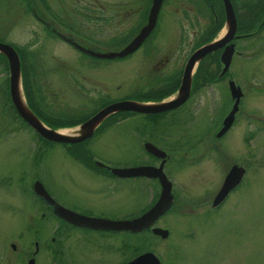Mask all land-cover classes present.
<instances>
[{"label": "rangeland", "instance_id": "1", "mask_svg": "<svg viewBox=\"0 0 264 264\" xmlns=\"http://www.w3.org/2000/svg\"><path fill=\"white\" fill-rule=\"evenodd\" d=\"M232 2L237 25L243 28L239 31L246 32L244 29L253 23L254 14L257 13L247 4V7L245 3L242 4L247 2L246 0ZM48 3L52 6L54 14L64 20L63 26L70 28L72 18L68 16L71 14L65 12L69 11L73 2L49 0ZM177 4L175 2L173 6H164L159 32L160 38L174 41L181 26L185 28L191 41L186 43L184 50L179 53L184 54L185 58L189 52L186 49L198 35H193V32L202 25H210L213 26L211 34L214 37L224 24L225 13L221 0H206V14L198 18L197 27L196 24L191 25V20L187 21L182 17ZM261 7L263 8L260 5L256 10H263ZM43 10L40 0H0V40L9 41L18 47L31 42L26 51H17L21 64L24 67L33 66L34 77L45 87L52 110L42 108L45 116L57 119L56 112L82 113L77 111L82 110L83 106L87 109V106L97 105L103 94L120 97L130 88L127 84L131 79V72H125V69L127 66L128 69L131 68L134 56L125 64L118 60L87 64L82 59H77V51L53 34L37 18ZM261 16L263 19L264 11H261ZM262 19L257 24L260 26L258 30L255 31L256 28L253 27L248 30L251 33L239 36L235 42L237 51L233 54L229 73L240 86L242 94L244 93L243 102L231 127L218 141L213 142L212 134L218 127L216 116L218 113L219 118L226 116L233 105L230 86H227L226 80L214 84L206 83L200 88L201 91L195 95V99L198 97L201 102L195 111L196 116L192 114L195 117L180 108L166 114L170 119L176 118L175 121L167 125L161 119L158 122L157 131L154 133L156 137L152 140L172 153L164 171L173 183L174 203L172 208L156 218L150 227H167L168 236L156 235L151 228L138 233L108 231L103 237L93 233L83 235L71 231L61 244L64 245V255L72 251L71 253H84V257L93 260L95 264H101V258L98 257H105L106 264H124L126 259L151 250L161 259L162 264H264ZM215 54L205 57L198 68L199 73L206 74L212 63L222 64L219 53ZM74 73L75 77L79 78L80 85L88 89L77 90ZM217 73V69L212 73L210 70L207 72ZM22 91L26 102L34 111L37 106L28 101L23 86ZM142 93L143 91L140 92ZM157 97L161 99L163 96ZM43 121L46 122L45 119ZM119 122L112 120L106 129L102 127L94 135L93 132L92 136H88L90 138L83 142V146H87L91 154L110 157L114 163L156 164L158 160L146 153L142 145L143 137L147 138L149 135L147 131L141 132V137L138 133L134 134L127 124L120 125ZM71 126L52 125L54 128ZM200 130L206 131L210 141L203 140L194 145ZM42 138L16 111L10 99L9 65L5 54L0 52V220H5L7 224L4 226L7 230L5 234L9 236L7 239H15L14 235L24 232L32 250L35 240L42 243H46L45 240L52 242L50 236L54 235L53 223L48 220L45 225L40 216L41 208L29 195L32 192L31 179L34 177L45 181L54 193L63 187L68 192L78 193L79 197L93 201L98 207H106L107 215H136L152 206L158 198L159 186L156 187L150 181L141 179L135 183L130 179L124 182L105 179L102 174L91 169L88 172L81 164L75 163V159L82 158L84 153L76 150V145L67 146L66 143L69 142L61 144ZM192 141L194 143L190 145ZM74 153H79L74 155L75 159ZM190 156L197 157L190 159ZM233 164L246 169L242 181L220 202L219 209L214 210L216 212L210 213L205 209L198 211L194 201H201L204 197L214 199L218 192H215V189L223 183L221 181ZM24 188L28 189L29 193ZM186 201L191 204L186 205ZM32 218L36 219V227H28ZM1 239L0 236V249ZM55 251V248L43 249L38 264H51L54 259L51 253Z\"/></svg>", "mask_w": 264, "mask_h": 264}, {"label": "flooded vegetation", "instance_id": "2", "mask_svg": "<svg viewBox=\"0 0 264 264\" xmlns=\"http://www.w3.org/2000/svg\"><path fill=\"white\" fill-rule=\"evenodd\" d=\"M22 1H30V0H22ZM40 1L43 4L44 10L41 11L40 14H38L37 18L53 34L63 39V41L69 43L75 49V51H77L78 54L77 59H82L87 64L95 63V62L106 63V61H110V60H118L125 64L127 63L128 60H130L134 56V58L131 60L133 61L131 68L128 69L129 67L125 66L126 67L125 72L128 71L131 72V79L128 80L129 83L127 84V87L130 86V88L127 91H125L124 94L120 97H110L107 94H103L104 98L102 97V99L97 105L91 107L87 106V109L85 108V106H83V108L81 107L82 110L80 111L83 112L82 113L83 118L79 120L77 123L82 122L90 115L95 113L98 109L103 107L105 104L112 102L114 100H119L124 98H133L138 100H158L160 99L157 97L158 94L165 93L163 97L173 94L180 85L187 58L198 45H200L202 42L207 40L208 36L211 35L213 28V26L210 25L208 26L202 25L200 29L197 28L196 31L193 32V35L196 34L198 35L196 38L194 37L195 40L192 41V43L186 49L189 50V52H187L186 57L184 58V54L180 55L179 53L182 50H184V45L186 43L191 42L190 38L187 37L185 28H182L181 26V29L178 31L177 37L174 41H165L166 40L165 38L163 39L160 38L159 31H160V21L163 15V8L167 4H171L173 6V3L175 2L178 3L177 9H180V13L182 14V17L185 18L187 21L188 19L191 20L192 21L191 25L195 26V24L199 20L198 18L200 16L204 17L206 14V10L204 9L206 0H162L155 26L151 29V31L145 36V38L134 50L119 57H102L91 54L90 52L84 49L106 51V50L118 49L125 46L139 32L141 27L147 22V17L149 14V9L152 0H71L73 2V5L69 7L68 12H65V14H71V16H68L70 17V19L72 18V26L70 28H68L67 25H66L67 27L63 26L64 20L61 17L56 16V14H54V11L52 10V6L50 7L48 3L49 0H40ZM57 1L62 2L64 0H57ZM196 25L198 27V24ZM248 33H251V31L241 33L237 26L236 29L237 37L232 39L233 42L235 43L236 40L239 38V36L242 35L244 36ZM68 38L70 40H68ZM222 49L223 47H220L216 50L207 53L204 56V58H202V60L198 62V64L196 65L193 71L192 84H191V90L189 96L182 104L160 112H140L135 110H120L109 114L95 128L93 135L97 131H99L102 127L104 128L109 127L110 126L109 122L115 120L116 122L120 121L118 123L120 125L124 123L127 124V126L133 131L134 134L138 133V135L139 134L141 135V132L146 130L149 135H147V138L143 137L142 145L146 153H148L150 156L158 160L156 164L152 162L114 163L113 159H111L110 157H100L95 154H91L89 152L91 150L86 148L87 147L86 144H85L86 147H84L83 142L87 141L92 135L80 141L70 142L69 144L66 143L67 146L76 145L77 147L76 150L78 151H84V153H82V158L79 157V159L78 158L75 159L76 157L74 156V155H78L79 153L73 154L74 159L77 161L75 163L78 165L81 164L83 168L87 169L88 172L92 170L94 172L102 174L105 177V179L109 178V179L117 180L119 182H124L127 179H130L132 182L135 183L140 182L141 179L148 180L151 183H153L156 187L159 186V192H160L161 186L159 179L157 177L146 176L141 174L133 175V176H119L116 173L112 172L109 166L114 165V166L126 167V166H136L143 164L158 166L161 163V161H163V170H164L165 164L167 160L170 158L172 153H170V150L168 151L166 148L159 146L152 140L153 138L156 137L154 133L157 131L158 122L161 119V121L165 125H167L168 123L175 121L176 118L170 119L168 116H166V114H168L170 111L174 112L175 110H178L180 108L184 109L185 112L189 113L191 117H195L196 116L195 111L196 109H198L199 103H201L197 99L198 97L195 99V95L197 92L201 91L200 88L202 86H205L206 83L214 84L217 83L218 81L226 80L227 86L229 87V80L230 79L234 80L232 77H230V73H229V68L232 60L230 62L228 69L223 74L219 73L222 68V64L216 62L212 63L211 69L209 67L207 70L208 71L210 70L212 73V71L217 69L218 70L217 74H207L208 71L206 72V74H201L198 71V68L200 67L205 57L215 53H216L215 55H217V52L219 53L220 56ZM236 51L237 50L235 47V52ZM177 55H180V57ZM76 73L78 74V71H76ZM73 79L77 83L78 86L77 90L88 89V87L80 85L79 78L77 76L75 77V73L73 75ZM40 85L42 87L43 94L46 97L47 94L44 89L45 87L41 82ZM141 91H143L142 94H140ZM149 94H154V95H149ZM243 94L240 97V104L236 112L239 111L240 105L243 102ZM230 97H231V102L233 103L234 98L231 95ZM34 112L41 119L44 118L45 112L42 109V107L40 106L34 107ZM192 114H194L195 116ZM218 114L216 116L218 120V127L215 131H212V134L214 135L213 138L214 141L212 140L213 142L218 141V139L222 135H224L226 131L231 127L230 126L222 135L216 136V133L219 130V127L222 126L223 119L225 117V115H222L221 118H219L220 114L219 115ZM137 118H140V120L136 121L135 119ZM189 134L191 135L190 132ZM197 136L199 138L195 141L194 145H197V143H200L203 140H205V142L210 141V138L208 137L206 131L204 130L203 131L200 130V134H197ZM42 139L45 140L46 138L43 137ZM47 140L53 141L49 139ZM146 141L152 142L159 148L164 149V151L166 152L165 158L163 159L162 157L156 156L152 154L150 151H148L147 148L145 147ZM60 143L62 144L63 142ZM193 143L194 141L190 142L189 144L191 145ZM194 157L190 156V159ZM245 171L246 169L244 168V174ZM37 179L43 183L46 190L49 192L52 198L56 200V202H58L61 206L70 209L78 214L93 216V217H101V218H106V217L131 218L141 214L142 212H144L146 209L149 208L147 207L141 210L140 212H138L136 215H131V216H125V215L116 216L111 214L107 215L106 207L105 208L98 207L93 201L79 197L78 193H74V192L72 193L70 191L68 192L63 187L62 188L59 187L60 188L59 191H57V193H54L48 187L45 181L39 179L38 177H34L31 179L32 192L29 193L28 189L25 188L24 189L29 193L32 201L36 202L37 205L41 208L40 216L41 219L45 222V225L47 224L46 222L48 220H50L53 223L54 235L50 236V240L52 242L45 240L46 243H42L38 240H35L34 249L32 250V248L30 247L31 245L29 244V240L25 238L24 232L17 233V235H14L15 239H7L9 236L5 234L7 230L4 228V226H6L7 224L5 220L2 221L0 220V236L2 237L1 239L2 249H0V264H38V262L40 261L39 257L42 254L43 249H47V248L56 249L54 253H51V256H54V259L51 261V264H95L93 260H89L86 257H84L85 256L84 253H76V252L71 253L72 251H69L65 255L63 254L64 245L61 246V244L65 240L69 232L71 231L80 232L83 235L93 233L98 235L99 237L105 236L106 232L108 231L111 232L124 231L129 233H138V232H130L128 230H107L106 228L85 226L82 224H78L81 222L78 221L79 219L78 217H74L75 213L73 214H71L72 212L67 213V211H62V209L60 211L61 213L58 212L56 213L53 207L50 204H48L46 201H44L35 192L34 182ZM221 185L222 183L217 188L219 189ZM217 188L215 189V192L218 191ZM234 188H232L228 192V194ZM212 202L213 199L210 200V197H204V199L201 201H194V204L197 206L198 211L199 209L200 210L205 209L210 213H214L216 212L214 210L215 209L218 210L220 207L219 205L221 204L219 203L218 205L214 206ZM189 204H191V202L186 201V205ZM30 222H28V227L37 226V224L35 223L36 219L32 218L30 219ZM28 227L26 228V230L28 229ZM148 229H146V231ZM53 243H56V245H54ZM135 256L136 255L126 259L124 263ZM98 258H101V264H106L105 257H98ZM42 263H44V261Z\"/></svg>", "mask_w": 264, "mask_h": 264}, {"label": "water", "instance_id": "3", "mask_svg": "<svg viewBox=\"0 0 264 264\" xmlns=\"http://www.w3.org/2000/svg\"><path fill=\"white\" fill-rule=\"evenodd\" d=\"M224 5L225 20L220 32L211 39L204 41L198 45L189 55L185 62L182 79L176 91L165 98L159 100H138L133 98H124L114 100L105 104L95 113L80 123L71 127L54 128L44 123L30 108L22 91V75L21 60L16 48L5 41L0 40V52L4 53L9 65V94L10 99L22 118L26 120L41 136L46 139L59 142H75L90 136L95 128L102 120L113 112L120 110H135L140 112H160L182 104L189 96L192 84L193 71L198 62L209 52L223 47L220 60L223 64L220 74H223L229 67L232 56L235 51V43L233 38L237 37V18L234 6L231 0H222ZM162 0H152L147 22L141 27L139 32L123 47L115 50L96 51L93 49H84L91 54L102 57H119L134 50L145 36L155 26L158 12ZM68 40H70L68 38ZM231 96L234 98L232 108L223 119L222 126L217 131L216 136L222 135L233 123L234 116L239 107L240 97L242 95L241 88L234 80H229ZM66 129V131H63ZM145 147L152 154L162 157L166 156L164 149L159 148L154 143L146 141ZM162 159V160H163ZM112 172L119 176L146 175L157 177L160 182V193L156 201L141 214L131 218H101L78 214L70 209L61 206L52 198L45 186L40 180H35V192L44 201L50 204L54 211L61 213H75L74 217H78V221L85 226L106 228L107 230H128L130 232H139L148 229L156 218L168 211L174 202V194L172 192V182L163 170V161L158 166L136 165V166H109ZM244 174V168L238 164L231 165L229 171L225 175L223 183L213 199V205L219 204L228 194V192L237 185ZM73 217V215H72ZM75 221V222H78ZM152 231L161 237L168 235V230L163 227H152ZM124 264H161L159 257L151 250L144 251Z\"/></svg>", "mask_w": 264, "mask_h": 264}, {"label": "trees", "instance_id": "4", "mask_svg": "<svg viewBox=\"0 0 264 264\" xmlns=\"http://www.w3.org/2000/svg\"><path fill=\"white\" fill-rule=\"evenodd\" d=\"M247 2H242V4H244L246 7L248 5L249 8H253L254 12L257 14H254V18H253V23H251V25L248 26L247 29H244V31H248L251 30L253 27L256 28V30H258L260 28L258 24V22L260 23L262 16H261V11H264V0H246ZM249 2V3H248ZM247 4V5H246ZM260 5L263 6V10H256ZM260 11V12H259ZM263 23L262 26L264 25V18L262 19ZM238 29L243 30V28L238 26ZM254 31V32H255ZM253 33V31H252ZM249 34V33H248ZM213 35H209L208 38L212 37ZM202 41V40H201ZM200 41V42H201ZM31 44V42H30ZM29 43H25L23 44L21 47L18 48V50L22 51V50H27L29 48ZM23 66V71H22V75H23V88H24V93L28 99V101L34 103L36 106H40L42 107L44 110H48V111H52L50 109V103L48 102L47 97H45V95L43 94L42 91V87L40 85V83L38 82L37 78L34 77L35 75V69L33 66H29V67H24ZM165 93H162V95H158L163 96ZM77 112H82V111H77ZM83 113V112H82ZM82 113H77L73 112V113H67V112H56L55 114H57V119H54L53 116H49L47 115L45 117L46 123L48 125L52 124L54 126H62V125H72L76 122H78L79 120H81L83 118V114ZM79 116V117H78ZM51 125V126H52Z\"/></svg>", "mask_w": 264, "mask_h": 264}, {"label": "bare ground", "instance_id": "5", "mask_svg": "<svg viewBox=\"0 0 264 264\" xmlns=\"http://www.w3.org/2000/svg\"><path fill=\"white\" fill-rule=\"evenodd\" d=\"M23 98H24V96H23ZM63 131H66V129H63Z\"/></svg>", "mask_w": 264, "mask_h": 264}]
</instances>
